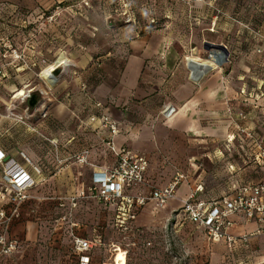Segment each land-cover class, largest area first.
<instances>
[{
  "label": "rangeland",
  "instance_id": "obj_1",
  "mask_svg": "<svg viewBox=\"0 0 264 264\" xmlns=\"http://www.w3.org/2000/svg\"><path fill=\"white\" fill-rule=\"evenodd\" d=\"M167 28L202 55H210L206 42L224 43L229 50L224 72L243 88L232 156L225 153L221 162L214 158L206 167L197 157L199 165L184 171L197 178L205 170L203 178L217 181L227 170V158L240 183L264 179V0H69L38 9L0 4V155H6L0 162V210H18L8 233L24 244L21 251L0 256V264H80L70 236L73 222L79 223V236L100 244L90 251V264H112L120 251L127 264L248 262L251 253L230 251L176 213L168 215V203L149 204L125 230L118 207L89 191L93 166L77 158L103 144L89 131L92 117L103 115L99 102L116 104L119 97L106 91L118 87L136 40ZM63 55L70 66L59 68L50 84L41 76ZM34 94L38 103L31 106ZM24 150L35 159L25 158ZM61 152L66 158L55 164ZM11 158L16 162L8 166ZM14 169L30 175L18 189L10 182L17 176ZM61 177L65 206L60 208L56 182ZM72 196L80 197L74 209ZM70 212L72 218L61 219ZM28 224L34 239L26 237Z\"/></svg>",
  "mask_w": 264,
  "mask_h": 264
},
{
  "label": "crops",
  "instance_id": "obj_2",
  "mask_svg": "<svg viewBox=\"0 0 264 264\" xmlns=\"http://www.w3.org/2000/svg\"><path fill=\"white\" fill-rule=\"evenodd\" d=\"M66 1L69 0H0V4L38 9ZM233 25L238 27L236 23ZM179 41L180 38L175 32L168 28L140 36L136 40L135 50L125 62L124 72L119 74L118 87L113 91H106L108 97H119L116 102L114 100L116 104H112L113 100H104L98 109L120 123L121 133L115 138L118 147H129L144 153L149 159L145 183L129 191V195L147 197L154 189L167 187L177 173L185 174L186 179L179 184L174 197L168 201L164 210L168 215L176 213L177 219H181L178 211L192 193H195L199 200L214 201L232 196L240 186L264 181L263 179L258 182L240 183L235 174V165L227 158V170L224 173L220 171L223 175L219 174L220 180L217 181L210 180V177L203 178L205 170L197 178L184 171L185 168L193 169L199 165L194 161L197 157L204 160L200 165L206 167L210 162L215 163V160L221 162L225 153L232 156V149H236L234 147H237L238 143V109L243 98L240 89L243 88L232 80L231 75L225 74V67L222 63H217L214 57L202 55L196 50L191 52L184 40L183 44ZM218 44L225 45L221 42ZM195 55L200 60L214 63L216 66L200 80L195 79L194 70L188 66V59ZM168 105L174 106L176 112L166 119L161 115V111ZM89 131L96 132L97 137L103 141V144L99 142L98 148L89 149V159L93 166L90 176L92 184L94 173L112 167L116 158L104 142L109 137V132L100 122L97 125L91 123ZM178 149H184L183 154ZM192 149H199V152L194 154ZM160 151L166 155L163 160ZM24 153L25 158L35 159L30 150H24ZM76 153L78 149L74 155ZM59 155L55 164H62L66 158L62 152ZM15 162L16 159L11 158L7 165ZM26 174L29 175L28 172ZM72 181L70 185L73 186ZM63 185L64 180L61 177V181L56 182L58 199L63 197ZM199 186L202 188L197 191ZM149 204L158 207L155 200L148 201L139 209L137 218ZM235 220L237 225L232 230L233 234H253L247 250V254L251 253L247 257L248 262H264V224L256 220L247 221L243 215H236ZM258 230H261V233L258 234ZM25 234L28 239H34L33 225H27Z\"/></svg>",
  "mask_w": 264,
  "mask_h": 264
},
{
  "label": "built area",
  "instance_id": "obj_3",
  "mask_svg": "<svg viewBox=\"0 0 264 264\" xmlns=\"http://www.w3.org/2000/svg\"><path fill=\"white\" fill-rule=\"evenodd\" d=\"M210 57H213V55L210 54ZM102 105L100 102L97 104L98 107ZM175 112L176 108L168 105L162 109L161 115L169 119ZM96 120L109 132V137L104 142L114 154L116 162L112 167L94 173L93 183L89 187V191L99 201L117 206L118 217L122 218L120 226L128 230L130 228L129 222L137 219L139 209L148 201L155 200L159 207H165L168 201L174 197L177 187L186 179V176L183 173H177L167 187L154 189L147 197L129 195V191L145 183L149 159L144 153L134 151L129 147H118L116 145L115 138L121 133V126L117 120L105 114L100 118L92 117V123ZM89 157V150L77 156L82 163H89ZM5 160L6 155L3 153L0 155V162L2 163ZM17 175L16 182L13 183L10 180L15 189L19 188L17 187L19 179H22V183H26L30 178L24 170L17 171ZM201 188L202 186H199L197 191ZM81 196L85 197V192H82ZM79 198V196L69 198L72 209L77 207ZM60 200L59 207L61 208L65 206V202L62 199ZM236 215H243L247 221L256 220L264 224V181L240 186L232 196L214 201L199 200L196 198L195 193H192L178 211V216L182 220L189 221L204 230L210 239L225 242L230 251H241L242 253L246 251L247 253L253 234L235 235L232 233L233 228L237 225ZM15 216H18V210H14L11 214H8L5 210H0V256L11 255L24 248L23 241L11 237L8 233ZM68 217L72 218L73 213L70 212L61 219H67ZM78 225V222H73L70 227L72 246L79 255L80 264H90V251L100 244L97 240L79 236L76 232ZM257 233H261V230H258ZM238 264H264V262L249 263L240 261Z\"/></svg>",
  "mask_w": 264,
  "mask_h": 264
},
{
  "label": "bare ground",
  "instance_id": "obj_4",
  "mask_svg": "<svg viewBox=\"0 0 264 264\" xmlns=\"http://www.w3.org/2000/svg\"><path fill=\"white\" fill-rule=\"evenodd\" d=\"M189 60L196 61L202 65V73L198 72L195 75V79H197V80H200L201 78H203V76H205L207 73H209L210 71H212L216 67L214 63H209V62H205V61L200 60L197 57V55H195L193 58H189L188 61ZM207 61H209V60H207ZM69 66H70L69 61H67L63 55L62 57L58 58V60L55 61L54 64L50 65L47 69L45 68L46 70H44L41 77H44L48 83L54 85V83L56 82L55 73L58 71V69L63 68V67H65V69H67ZM192 69L194 70V68H192ZM14 172L17 175V172L15 169L12 171V173H14ZM26 175H28V174H26ZM26 178H28V177H26ZM13 182H16V180L14 179ZM18 183L21 184L22 179L21 180L19 179ZM22 184H24V183H22ZM112 264H127V258L125 256V253L123 251L118 252L117 255H115V258H114V261Z\"/></svg>",
  "mask_w": 264,
  "mask_h": 264
},
{
  "label": "water",
  "instance_id": "obj_5",
  "mask_svg": "<svg viewBox=\"0 0 264 264\" xmlns=\"http://www.w3.org/2000/svg\"><path fill=\"white\" fill-rule=\"evenodd\" d=\"M205 48L208 51H210V53L213 55L217 63H222V61H226L228 59L229 50L225 45L206 42ZM188 66L189 68H194L195 74H197L198 72L202 73V65L200 63L193 60H189ZM37 103H38L37 95L34 94L30 97V104L31 106H36Z\"/></svg>",
  "mask_w": 264,
  "mask_h": 264
},
{
  "label": "trees",
  "instance_id": "obj_6",
  "mask_svg": "<svg viewBox=\"0 0 264 264\" xmlns=\"http://www.w3.org/2000/svg\"><path fill=\"white\" fill-rule=\"evenodd\" d=\"M250 263V262H249Z\"/></svg>",
  "mask_w": 264,
  "mask_h": 264
}]
</instances>
